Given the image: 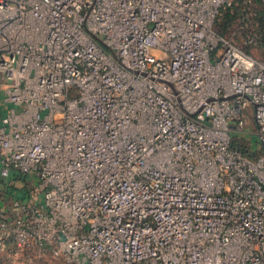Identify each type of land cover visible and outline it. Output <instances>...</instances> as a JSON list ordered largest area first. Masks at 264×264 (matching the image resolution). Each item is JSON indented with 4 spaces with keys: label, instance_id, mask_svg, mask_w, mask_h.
<instances>
[{
    "label": "built area",
    "instance_id": "1",
    "mask_svg": "<svg viewBox=\"0 0 264 264\" xmlns=\"http://www.w3.org/2000/svg\"><path fill=\"white\" fill-rule=\"evenodd\" d=\"M235 5L0 0V178L42 192L0 194L2 252L264 264V62L253 12L242 46L217 32ZM251 123L254 158L232 145Z\"/></svg>",
    "mask_w": 264,
    "mask_h": 264
},
{
    "label": "rangeland",
    "instance_id": "2",
    "mask_svg": "<svg viewBox=\"0 0 264 264\" xmlns=\"http://www.w3.org/2000/svg\"><path fill=\"white\" fill-rule=\"evenodd\" d=\"M250 11L253 12L252 14V21L254 24H256L261 31V38H262V44L258 46H254L249 48V52L256 57L257 59L261 60L264 62V9L259 5H253L250 8ZM223 14V13H222ZM222 14L219 17L218 21L223 22L222 19ZM240 27H238L235 23L231 24L230 26H227V31H226V36L228 38L233 39V41L239 45L242 46L243 44V37L242 34L240 33L239 30ZM3 81L4 79H1L0 82ZM1 86V85H0ZM8 107V104L4 102L3 99V92L0 90V115H4L6 108ZM18 110V108H17ZM237 138H240L242 140H245L246 142H249L253 144V151L259 153L260 149V141L258 136L255 134V128L254 125L251 123L247 126V130H244L243 133H239L235 135ZM17 174V173H14ZM14 179V183H16V186H22L26 185L27 186V191L21 192V197L20 199H23V201H28L29 197L27 195L29 194H34L36 196L35 202L39 203L42 201V192H38V179L36 177H33V175H21L20 178L17 179V177L12 176ZM14 190V189H13ZM6 195L8 197H13L14 192H9L5 193L3 189L1 190L0 188V194ZM38 193V194H37ZM24 194V195H23ZM3 197V196H1ZM60 260L57 258L49 255V254H40L37 252H32L29 255L28 254H23L22 256L17 255H11L9 252H5L0 250V264H60Z\"/></svg>",
    "mask_w": 264,
    "mask_h": 264
},
{
    "label": "trees",
    "instance_id": "3",
    "mask_svg": "<svg viewBox=\"0 0 264 264\" xmlns=\"http://www.w3.org/2000/svg\"><path fill=\"white\" fill-rule=\"evenodd\" d=\"M257 4H259L263 8L262 0H254V2L249 6L245 5L242 2V0H237L236 5L233 7L232 10H226L225 12H223L222 14L223 22L222 21L219 22L218 20L216 21L215 26H216L217 32L221 35H225L227 31V26H230L233 23H235L238 27H241L243 25V18L246 15V13L250 11V8L253 5H257ZM250 19L252 20V18ZM239 30L241 29L239 28ZM258 30H259V35H260L259 37L260 41L256 46L262 44V38L260 34L261 31L259 27H258ZM241 31H242V37H243V35H245V32H243V30ZM235 135H233L232 145L236 147L237 149H239L243 154L251 158H254L258 154L257 153L258 151L257 152L253 151V144H247L244 140L237 138ZM13 176L17 177V179L21 177V175L18 173L13 174ZM0 186H2V189L5 193L14 192L13 193L14 196L18 198H22L21 192H24V194H26L25 191H27L25 190L27 189V186L25 184L22 186H16V183H14V179L12 178V176L7 177V178H0Z\"/></svg>",
    "mask_w": 264,
    "mask_h": 264
},
{
    "label": "crops",
    "instance_id": "4",
    "mask_svg": "<svg viewBox=\"0 0 264 264\" xmlns=\"http://www.w3.org/2000/svg\"><path fill=\"white\" fill-rule=\"evenodd\" d=\"M237 0H235V2H236ZM245 141V140H244ZM246 142V141H245ZM247 144H249V142H246Z\"/></svg>",
    "mask_w": 264,
    "mask_h": 264
}]
</instances>
